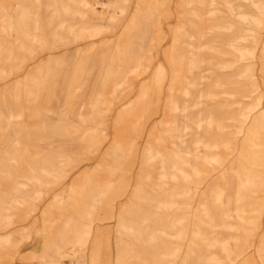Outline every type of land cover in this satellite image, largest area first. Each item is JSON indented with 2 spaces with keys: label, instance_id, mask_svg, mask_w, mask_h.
Masks as SVG:
<instances>
[{
  "label": "rangeland",
  "instance_id": "1",
  "mask_svg": "<svg viewBox=\"0 0 264 264\" xmlns=\"http://www.w3.org/2000/svg\"><path fill=\"white\" fill-rule=\"evenodd\" d=\"M0 264H264V0H0Z\"/></svg>",
  "mask_w": 264,
  "mask_h": 264
},
{
  "label": "bare ground",
  "instance_id": "2",
  "mask_svg": "<svg viewBox=\"0 0 264 264\" xmlns=\"http://www.w3.org/2000/svg\"><path fill=\"white\" fill-rule=\"evenodd\" d=\"M86 6V5H85ZM83 239V238H82ZM79 241H80V239H79ZM76 242V241H75ZM81 242V241H80ZM76 245V244H75ZM72 249V248H71ZM74 249H75V247H74ZM71 251V250H70Z\"/></svg>",
  "mask_w": 264,
  "mask_h": 264
}]
</instances>
